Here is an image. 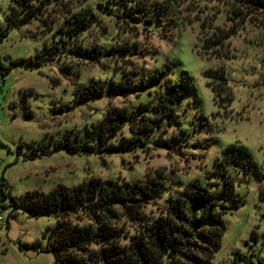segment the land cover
<instances>
[{"label": "rangeland", "instance_id": "1", "mask_svg": "<svg viewBox=\"0 0 264 264\" xmlns=\"http://www.w3.org/2000/svg\"><path fill=\"white\" fill-rule=\"evenodd\" d=\"M12 4L13 0H0V26L7 31L2 38L0 34V264H63L45 249L43 236L56 225V218L29 217L22 211L8 218L1 206L9 205L11 197L33 190L49 192L60 184L73 187L87 178L144 180L156 172H162L167 185L180 189L213 170L232 144L245 147L254 165L243 159L231 167L242 201L225 202L226 228L212 264L264 262V9L238 21L229 19L232 7L223 0H187L179 8V19L152 15L151 22L143 19L136 26L134 36L117 37L122 30L107 13L116 9V3L87 0L85 5L100 20V27L86 36L90 43L103 47L122 40L126 45L136 43L133 54L119 57L114 65L105 57L91 63L62 50L54 55L61 42L55 29L49 28L50 21L39 17L9 27ZM47 14L56 15L53 10ZM202 23L208 29L201 30ZM217 28L241 29L225 41L222 51L228 56L221 58L205 54L202 48L201 31L212 34ZM132 67L140 75L160 73L152 91L169 81L179 84L182 96L176 121L180 125H166L162 136L171 146L140 145L113 154L58 149L63 136L82 135L103 117L109 104L136 109L148 101V95L132 94L77 102L78 90L99 80H106L108 86ZM219 67L231 87L228 107L216 103L205 75Z\"/></svg>", "mask_w": 264, "mask_h": 264}, {"label": "trees", "instance_id": "2", "mask_svg": "<svg viewBox=\"0 0 264 264\" xmlns=\"http://www.w3.org/2000/svg\"><path fill=\"white\" fill-rule=\"evenodd\" d=\"M86 1L13 0L8 25L16 27L43 17L50 21L49 28L55 29L61 42L55 47L54 55L62 50L84 62L100 63L105 57L117 65L119 57L133 54L136 43L126 45L122 40L118 45L105 47L90 43L86 36L99 26L100 20L85 5ZM112 1L116 9L107 13L122 30L117 35L120 37L134 36L136 26L143 19L151 22L154 15L162 20L169 16L179 19V8L187 0ZM223 1L232 7L229 19L238 21L264 9V0ZM49 10L56 15L48 18ZM201 28L208 29L205 23ZM217 30L212 34L209 30L201 31L202 48L205 54L221 58L228 56L222 51L225 41L241 29ZM0 34L1 38L7 34L2 26ZM205 75L210 79L208 84L216 103L228 107L232 93L224 68L208 69ZM159 76L158 71L140 75L132 67L122 71L119 79L111 80L108 86L106 80H99L78 90L77 102L126 98L132 94L150 98L140 102L136 109L109 104L103 117L82 135L77 134L74 139L63 136L58 149L71 154H113L140 145L171 146L162 136L167 131L166 125H180L176 121V106L182 92L179 84L171 81L166 87L152 91L150 88ZM161 128H164L162 133L154 137L152 132ZM243 159L254 165L245 147L229 145L213 170L206 171L202 178L188 180L180 189L167 185L162 172L136 181L87 178L73 187L60 184L49 192L33 190L20 198L11 197L9 205L1 207L8 218L19 211L34 218L54 216L56 225L43 234L47 239L45 249L63 264H212L226 228L225 202L242 201L230 171L235 162ZM6 198L3 193V199ZM253 237H257L255 232Z\"/></svg>", "mask_w": 264, "mask_h": 264}, {"label": "built area", "instance_id": "3", "mask_svg": "<svg viewBox=\"0 0 264 264\" xmlns=\"http://www.w3.org/2000/svg\"><path fill=\"white\" fill-rule=\"evenodd\" d=\"M2 217L0 216V219H1Z\"/></svg>", "mask_w": 264, "mask_h": 264}]
</instances>
